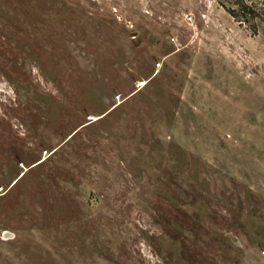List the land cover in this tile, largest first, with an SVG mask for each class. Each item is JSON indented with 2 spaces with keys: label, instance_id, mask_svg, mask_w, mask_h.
<instances>
[{
  "label": "rangeland",
  "instance_id": "obj_1",
  "mask_svg": "<svg viewBox=\"0 0 264 264\" xmlns=\"http://www.w3.org/2000/svg\"><path fill=\"white\" fill-rule=\"evenodd\" d=\"M244 2L0 0V264H264Z\"/></svg>",
  "mask_w": 264,
  "mask_h": 264
},
{
  "label": "trees",
  "instance_id": "obj_2",
  "mask_svg": "<svg viewBox=\"0 0 264 264\" xmlns=\"http://www.w3.org/2000/svg\"><path fill=\"white\" fill-rule=\"evenodd\" d=\"M232 2L235 3L237 6H240V7H243V8H248V7L245 6V2H244V0H232ZM243 8H240L241 11H242ZM242 12H243V11H242ZM232 14H234V12H232ZM237 18H238V17H237ZM245 18H246V17H242V16H241V19H238V20H239V21H241V20L243 21V20H246Z\"/></svg>",
  "mask_w": 264,
  "mask_h": 264
}]
</instances>
